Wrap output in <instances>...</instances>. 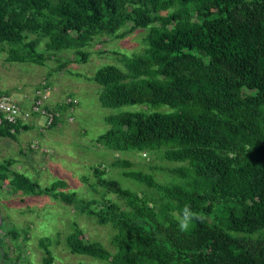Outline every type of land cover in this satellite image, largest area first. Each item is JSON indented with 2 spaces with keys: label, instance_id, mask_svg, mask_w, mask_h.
Masks as SVG:
<instances>
[{
  "label": "trees",
  "instance_id": "1",
  "mask_svg": "<svg viewBox=\"0 0 264 264\" xmlns=\"http://www.w3.org/2000/svg\"><path fill=\"white\" fill-rule=\"evenodd\" d=\"M170 8L177 11L161 13ZM142 27L148 28L141 53L119 54L122 67L105 64L84 75L101 86L102 105L145 106L106 116L112 126L95 141L185 163L152 166L182 180L163 183L132 169V160L115 158L111 166L147 188L138 192L92 167L97 183L124 205L102 199L82 200L79 207L115 229V252L84 240L77 225L67 236L69 251L111 264H264V0H0V53L43 65L71 49L73 59H58L56 71L86 61L84 48L97 38ZM73 104H44L46 112L59 113L51 126ZM28 125L0 124V136L16 138ZM13 162L2 167L12 174L14 189L75 203L74 192L57 191L62 181L40 186L11 171ZM185 206L204 220L182 232L177 217ZM7 230L11 240L17 233ZM3 255L8 258V249ZM42 262H53L47 249Z\"/></svg>",
  "mask_w": 264,
  "mask_h": 264
},
{
  "label": "rangeland",
  "instance_id": "2",
  "mask_svg": "<svg viewBox=\"0 0 264 264\" xmlns=\"http://www.w3.org/2000/svg\"><path fill=\"white\" fill-rule=\"evenodd\" d=\"M172 11L177 10L170 8L161 13L167 15ZM129 26L124 25L118 32ZM147 28H137L123 37L106 35L97 38L84 48L89 52L86 61L71 62L58 71L55 70L58 59H73L71 49L56 52L43 65L11 61L6 52L0 53V92H6L21 105L29 106L37 93L36 89L47 87V84L49 88L44 104L53 107L54 102H60L68 95L78 101L72 122L63 120L61 125L40 130L38 125L44 122V117L37 116L30 120L26 129H21L18 138L0 136V229L3 231L0 236V264H43L46 249L53 258L52 264H111L109 260L71 253L67 246V236L77 225L83 231L84 240L100 243L111 253L115 252L110 244L115 229L110 224H99L94 215L82 213L78 203L82 200L110 199L120 206L124 205L116 193L97 183V178L91 175L94 166L104 169L105 177L118 181L123 188L138 192L147 188L134 178L124 176L122 168L111 166L115 158L132 160V169L149 172L163 183L182 180L175 174L154 170L153 167L170 168L185 163L167 161L160 152L116 151L95 141L112 126L105 120L106 116L145 109V106L102 105L99 100L101 86L84 79V75L94 74L105 64L122 67L119 54L141 53L146 47L144 36ZM39 48H44L43 41ZM33 142H37L38 147H31ZM7 159L14 160L10 169L21 172L40 186L62 181L57 191L64 194L74 192L75 203H67L58 196H33L14 189L12 174L2 167ZM1 172H4L3 176ZM84 176H89L88 182L82 180ZM7 229L17 233L11 240ZM7 249L9 255L5 259L3 250Z\"/></svg>",
  "mask_w": 264,
  "mask_h": 264
},
{
  "label": "built area",
  "instance_id": "3",
  "mask_svg": "<svg viewBox=\"0 0 264 264\" xmlns=\"http://www.w3.org/2000/svg\"><path fill=\"white\" fill-rule=\"evenodd\" d=\"M47 87H42L37 90L34 99L29 106L21 105L20 102L13 100L8 95L0 96V124H30V122L37 116H43L44 122L40 127H50L55 117L59 116V113L55 110L52 112H46L44 108V99L46 98ZM67 102H76V100L67 99ZM31 120V121H30ZM12 132H15V128H11ZM37 142L31 143V147H35ZM1 230V229H0Z\"/></svg>",
  "mask_w": 264,
  "mask_h": 264
},
{
  "label": "clouds",
  "instance_id": "4",
  "mask_svg": "<svg viewBox=\"0 0 264 264\" xmlns=\"http://www.w3.org/2000/svg\"><path fill=\"white\" fill-rule=\"evenodd\" d=\"M204 216L193 212L189 206L182 209L181 214L177 217V226L180 231L187 232L193 221L203 222Z\"/></svg>",
  "mask_w": 264,
  "mask_h": 264
},
{
  "label": "crops",
  "instance_id": "5",
  "mask_svg": "<svg viewBox=\"0 0 264 264\" xmlns=\"http://www.w3.org/2000/svg\"><path fill=\"white\" fill-rule=\"evenodd\" d=\"M53 86V85H52ZM68 97H70L69 95H68ZM73 98V97H72ZM74 100H76L75 98H73ZM67 101V98L66 99H64L63 98V100L62 101H60V102H57V103H55L54 102V104L53 105H55V106H53V107H60L61 105H63V103L64 102H66ZM77 101V100H76ZM21 103V102H20ZM26 103H28V102H26ZM23 104V103H22ZM78 104V101L76 102V103H74L73 105H72V107H69V108H63L64 110H61L60 111V118H59V120H58V122L55 124V125H53V126H57V125H61V123H62V121L63 122H72L73 120H74V109H75V107H76V105ZM49 105V104H48ZM52 107V106H51ZM62 107V106H61ZM65 118V119H64ZM53 126H51V127H53ZM21 131V130H20ZM20 131L17 133V136H16V138H18V135H19V133H20ZM16 138H14V139H16ZM21 152V151H20ZM10 169V168H9ZM11 171L13 170V171H17V170H14V169H10ZM7 172H10L9 170H7ZM19 172V171H18Z\"/></svg>",
  "mask_w": 264,
  "mask_h": 264
}]
</instances>
